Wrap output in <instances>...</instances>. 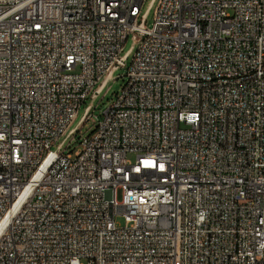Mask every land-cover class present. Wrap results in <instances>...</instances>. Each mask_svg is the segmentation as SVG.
<instances>
[{
    "label": "built area",
    "instance_id": "2783aa9c",
    "mask_svg": "<svg viewBox=\"0 0 264 264\" xmlns=\"http://www.w3.org/2000/svg\"><path fill=\"white\" fill-rule=\"evenodd\" d=\"M144 3L0 0V264H264V0Z\"/></svg>",
    "mask_w": 264,
    "mask_h": 264
},
{
    "label": "rangeland",
    "instance_id": "374dc122",
    "mask_svg": "<svg viewBox=\"0 0 264 264\" xmlns=\"http://www.w3.org/2000/svg\"><path fill=\"white\" fill-rule=\"evenodd\" d=\"M151 2L152 0H145L142 13H145L147 11ZM156 7H157V1L154 2L153 6L151 7L148 13L147 24H146L148 28H152L153 26ZM132 46H133V41L131 38H129L128 41L125 43L123 55L127 54L131 50ZM132 58H133V52L128 56V59L126 61L127 67L130 66ZM126 73H127V69L124 68L116 71L113 74V80L108 82L104 86L103 90L97 96L96 99H92L90 94L87 100L81 105L78 116L71 126L72 131L75 130L76 131L80 130V131L70 135L69 137L62 139L59 145H62V151H64V153L68 152L69 147L78 149L80 139L88 136L94 130V125L91 121L83 124L84 115L87 108H89L90 105L93 106L89 112L90 115L93 117V119H95V117H100L102 113L112 104L115 96L121 92L124 84L126 83ZM57 149L58 146L53 148L54 151H56ZM117 223L121 224L122 226L124 225V221L121 218L117 220Z\"/></svg>",
    "mask_w": 264,
    "mask_h": 264
}]
</instances>
